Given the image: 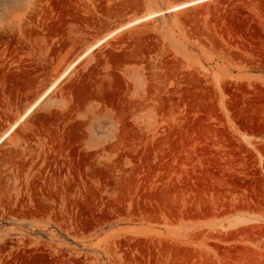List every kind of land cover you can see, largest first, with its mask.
I'll use <instances>...</instances> for the list:
<instances>
[{
    "label": "rangeland",
    "instance_id": "374dc122",
    "mask_svg": "<svg viewBox=\"0 0 264 264\" xmlns=\"http://www.w3.org/2000/svg\"><path fill=\"white\" fill-rule=\"evenodd\" d=\"M0 0V264H264V0Z\"/></svg>",
    "mask_w": 264,
    "mask_h": 264
},
{
    "label": "bare ground",
    "instance_id": "6f19581e",
    "mask_svg": "<svg viewBox=\"0 0 264 264\" xmlns=\"http://www.w3.org/2000/svg\"><path fill=\"white\" fill-rule=\"evenodd\" d=\"M207 0H191L188 2H184L181 4H178L176 6H173L169 12L173 11H179L191 6H196L200 3H203ZM160 13H149L146 16L142 18L135 19L134 21H131L118 29L111 31L108 33L104 38L98 40L96 43L89 46V48L73 63L71 64L60 76L55 79V81L51 84V86L24 112V114L9 128V130L4 134L3 139H6L18 126L21 122H23L31 113L32 111L47 97V95L67 76V74L85 57H87L89 54H91L94 50H96L99 46L104 44L107 40L114 37L116 34L124 31L125 29H128L130 27H133L134 25L143 22L151 20L152 18L156 17ZM0 140V143L2 142Z\"/></svg>",
    "mask_w": 264,
    "mask_h": 264
}]
</instances>
